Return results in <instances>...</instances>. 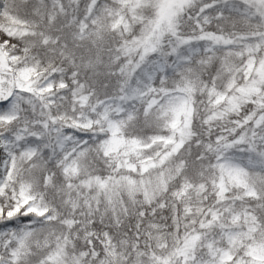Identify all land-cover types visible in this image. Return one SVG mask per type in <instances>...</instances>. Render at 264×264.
I'll list each match as a JSON object with an SVG mask.
<instances>
[{"label": "snow or ice", "instance_id": "1", "mask_svg": "<svg viewBox=\"0 0 264 264\" xmlns=\"http://www.w3.org/2000/svg\"><path fill=\"white\" fill-rule=\"evenodd\" d=\"M0 264H264V0H0Z\"/></svg>", "mask_w": 264, "mask_h": 264}]
</instances>
